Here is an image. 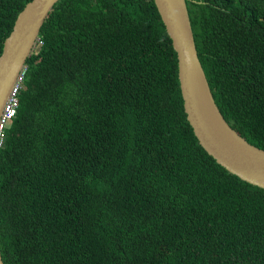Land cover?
Segmentation results:
<instances>
[{"label": "trees", "instance_id": "16d2710c", "mask_svg": "<svg viewBox=\"0 0 264 264\" xmlns=\"http://www.w3.org/2000/svg\"><path fill=\"white\" fill-rule=\"evenodd\" d=\"M26 0H0V50ZM225 119L264 147V0H186ZM0 144L4 264H264V187L183 109L153 0H55Z\"/></svg>", "mask_w": 264, "mask_h": 264}, {"label": "water", "instance_id": "95a60500", "mask_svg": "<svg viewBox=\"0 0 264 264\" xmlns=\"http://www.w3.org/2000/svg\"><path fill=\"white\" fill-rule=\"evenodd\" d=\"M55 0H26L0 50V112L25 67L38 31ZM176 52L177 77L186 118L198 142L239 177L264 187V147L248 141L220 111L198 57L186 0H153ZM0 264H4L0 254Z\"/></svg>", "mask_w": 264, "mask_h": 264}, {"label": "built area", "instance_id": "2783aa9c", "mask_svg": "<svg viewBox=\"0 0 264 264\" xmlns=\"http://www.w3.org/2000/svg\"><path fill=\"white\" fill-rule=\"evenodd\" d=\"M23 69L21 70L20 75L16 80L15 84L12 86L11 90L9 91V94L6 97L0 112V144L2 143L3 140V125L5 124L6 120L13 115L17 107V96H16L17 87L22 77Z\"/></svg>", "mask_w": 264, "mask_h": 264}]
</instances>
